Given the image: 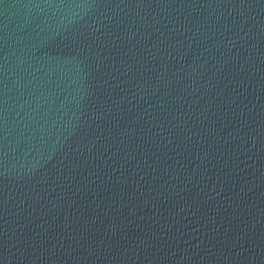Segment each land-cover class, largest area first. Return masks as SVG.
I'll return each instance as SVG.
<instances>
[{
	"label": "water",
	"instance_id": "obj_1",
	"mask_svg": "<svg viewBox=\"0 0 264 264\" xmlns=\"http://www.w3.org/2000/svg\"><path fill=\"white\" fill-rule=\"evenodd\" d=\"M0 264H264V0H0Z\"/></svg>",
	"mask_w": 264,
	"mask_h": 264
}]
</instances>
